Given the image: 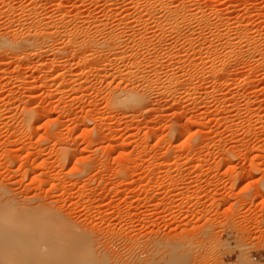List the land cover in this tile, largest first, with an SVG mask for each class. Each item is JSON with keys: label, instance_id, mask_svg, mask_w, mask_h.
<instances>
[{"label": "rangeland", "instance_id": "1", "mask_svg": "<svg viewBox=\"0 0 264 264\" xmlns=\"http://www.w3.org/2000/svg\"><path fill=\"white\" fill-rule=\"evenodd\" d=\"M162 1L0 0V34L49 36L0 51V197L33 240L0 264H264V0ZM39 202L93 241L51 248Z\"/></svg>", "mask_w": 264, "mask_h": 264}, {"label": "bare ground", "instance_id": "2", "mask_svg": "<svg viewBox=\"0 0 264 264\" xmlns=\"http://www.w3.org/2000/svg\"><path fill=\"white\" fill-rule=\"evenodd\" d=\"M149 2H147L148 4H149V6H152L151 8H153L154 7V5H156L157 6V4H159V6L164 10L163 12H167L168 14L170 13V15H171V13H172V15H173V13H176V11H177V7H175V9H173V8H171L170 7V4L167 2H163L162 0H148ZM169 1V0H168ZM136 2V1H135ZM171 2V1H170ZM142 4V3H141ZM10 5V4H9ZM147 6V5H146ZM149 6H147V7H149ZM145 8V7H144ZM177 8V9H176ZM150 9V8H149ZM156 9V8H155ZM155 9H154V13L156 12L155 11ZM195 9V8H194ZM182 10V9H181ZM152 11H153V9L151 10V12L148 10H146V12L148 13L149 12V14H152ZM162 11V10H161ZM184 11V10H183ZM182 11V12H183ZM145 12V13H146ZM178 12V11H177ZM36 13V12H35ZM143 13V12H142ZM166 13V14H167ZM195 14H196V12H194ZM194 13H192V14H194ZM194 14V15H195ZM199 13L197 12V15H198ZM201 14V13H200ZM203 14V13H202ZM36 15V14H35ZM163 15V14H162ZM169 15V16H170ZM194 15H192V16H194ZM196 15V16H197ZM151 16V15H150ZM155 16V15H154ZM168 15H166L165 17H167ZM199 16V15H198ZM201 16V15H200ZM202 16H204V15H202ZM201 16V17H202ZM209 16V15H208ZM207 16V17H208ZM157 18V17H156ZM155 18V19H156ZM203 18V17H202ZM44 19V18H43ZM47 19V18H46ZM158 19V18H157ZM171 19H174L173 17H171V18H168L167 19V21L168 20H171ZM207 19V18H206ZM154 21V20H153ZM183 21V20H182ZM39 22V21H38ZM48 22V21H47ZM189 22V21H188ZM94 23V22H93ZM169 23V22H168ZM46 24V23H45ZM163 24V23H162ZM173 24V23H172ZM11 25V24H10ZM50 25L51 24H47V27L49 26L50 27ZM91 25V24H90ZM95 25V24H94ZM170 25V24H169ZM175 25V24H174ZM186 25V24H185ZM96 26V25H95ZM99 26V25H98ZM49 27L47 28V29H49ZM51 27H53V25L51 26ZM64 27V26H63ZM90 27V26H89ZM176 27V26H175ZM208 27V26H207ZM217 27V26H216ZM85 28V27H84ZM96 28V27H95ZM174 28V27H173ZM193 28V27H192ZM198 28V27H197ZM97 29V28H96ZM99 29V28H98ZM204 30V29H203ZM36 31V30H35ZM46 31V30H45ZM45 31H43V32H45ZM42 32V33H43ZM221 32V31H220ZM8 33V32H7ZM41 33H39L38 35V38H36V40H33V38L31 39V38H25V37H21V38H16L15 36H10V34H0V51H4V50H9V52L11 51V53L13 54H22V53H25L30 47H32V45H34V46H36L37 45V47H38V44H41V42L40 41H42V40H38L39 38H44L45 39V37L46 36H48V33H44V34H41ZM29 35V34H28ZM36 35V34H35ZM74 35V34H73ZM213 35V34H212ZM186 36V35H185ZM205 36V35H204ZM203 36V37H204ZM210 36V35H209ZM219 36H221L220 35V33H219ZM29 37V36H28ZM33 37V36H32ZM35 37V36H34ZM49 37V36H48ZM47 38V37H46ZM211 38V37H210ZM224 38V37H223ZM114 39V38H113ZM204 39V38H203ZM217 39H218V37H217ZM89 40V39H88ZM87 40V41H88ZM92 40V39H91ZM109 40V39H108ZM38 41H39V43H38ZM45 41V40H44ZM107 41V40H106ZM77 42V41H76ZM98 42V41H97ZM113 42V41H112ZM115 42V41H114ZM230 43V42H229ZM233 43V42H232ZM231 43V44H232ZM82 46L84 45V46H87V45H97L98 43H96L95 42V40L93 39L92 41H88V42H86V40L83 42V43H80ZM99 44H100V42H99ZM98 44V45H99ZM102 45H99L100 47H107L106 49L108 50V48H109V42L107 41L106 43H101ZM114 44V43H113ZM116 44V43H115ZM112 45V44H111ZM33 46V47H34ZM114 47H115V45H114ZM82 48V47H81ZM97 48H98V46H97ZM38 49V48H37ZM79 49V48H78ZM96 49V48H95ZM101 49V48H100ZM99 49V50H100ZM30 51V50H29ZM7 53V52H6ZM90 53V52H89ZM26 54V53H25ZM85 56H88V55H85ZM204 56V55H203ZM120 57V56H119ZM196 57V56H195ZM205 57V56H204ZM217 57V56H216ZM90 58V57H89ZM88 58V59H89ZM124 58V57H123ZM15 59V58H14ZM94 59V58H93ZM172 59V58H171ZM85 60V59H84ZM83 60V61H84ZM124 60V59H123ZM191 60V59H190ZM207 60V59H206ZM205 60V61H206ZM210 60V59H209ZM18 61V60H17ZM80 61V60H79ZM85 61H87V59L85 60ZM84 61V62H85ZM126 61V60H125ZM155 61V60H154ZM91 62H92V60H91ZM67 63V62H66ZM81 63V62H80ZM102 63V62H101ZM136 63V62H135ZM69 64V63H68ZM83 64H87L86 62L85 63H83ZM82 64V65H83ZM89 65V64H88ZM122 65V64H121ZM71 66V65H70ZM96 66V65H95ZM218 66V65H217ZM207 67V66H206ZM214 67V66H213ZM213 67L211 68L212 70H213ZM105 68V67H104ZM133 68V67H132ZM215 68V67H214ZM215 70H216V68H215ZM207 71V70H206ZM211 71V70H210ZM214 71V70H213ZM222 71V70H221ZM89 72V71H88ZM170 73V72H169ZM64 74V73H63ZM86 74V73H85ZM67 75V74H66ZM64 76V75H63ZM106 77V76H105ZM186 84V83H185ZM146 85V84H145ZM175 85V84H174ZM206 88V87H205ZM191 90V89H190ZM192 92V91H191ZM146 94V93H145ZM146 97H145V95H143V93H141L140 91H133V90H130V91H123V92H120V93H118V94H115V96H114V98H113V100H114V104L113 105H120L119 107H121L122 105L123 106H125L126 107V105H135V106H143V103L145 102V99ZM117 107V106H116ZM6 109V108H5ZM40 204L38 205V207H36V208H46V216L45 217H42L43 219L45 218V222L46 221H48L46 224H42L41 223V221L39 220L38 221V223L40 224L41 223V225L43 226H41V225H38L37 224V226L35 227L36 228V231L37 232H39V237L41 236L43 239L44 238H47V240H48V244H50V247L52 248V247H54V248H57L60 252H61V250H63V251H65L64 250V248L65 249H67V248H70L71 249V251H70V253L71 252H74V251H77V252H79V251H81L83 248H85L87 245H89L90 243H91V241H93V237H92V235L90 234V233H88V232H85V231H82V232H76V235L75 236H73V237H69L68 235H67V233H65L64 232V235L62 234H57L56 235V233H59L58 231H56L55 230V232L56 233H54V231H52V229H53V227H51L52 226V224L50 223V225H49V222H52L53 221V219H59L60 218V215L59 214H57L54 210H52V209H50V206H49V204L48 203H43V202H39ZM27 217H22V216H20L19 214H17V212L14 210V209H12L11 208V206L10 205H8V204H5L4 202H3V200L1 199V197H0V249L2 248V246H1V242H5V239H4V237L6 236V235H8V237L6 236V239L7 240H9L8 238H9V236H10V238H14V242H11V244L13 243H18V242H20L21 241V243H19V245H18V248H17V246H11V244L10 243H8V244H10L9 246H11V247H13V248H11L10 247V249H12V251H15L16 252V250H20L19 248L21 247L22 249H24V248H28V246H26V244H28L29 242H32L33 240H31V236H29L30 235V229L31 228H29V230H28V234H27V231H26V227L29 225V223H28V220H29V218H27ZM41 217H38V219H40ZM61 219H62V216H61ZM62 220H64V219H62ZM47 226H49V227H47ZM71 227V226H70ZM50 228H51V230H50ZM77 229V228H76ZM48 230V233H46V234H44L45 233V231H47ZM74 230V228H72V231ZM40 231H42V232H40ZM49 231H51V232H49ZM71 231V232H72ZM70 232V231H69ZM70 232V233H71ZM74 232V231H73ZM5 233V234H4ZM73 234V233H72ZM65 235H67V237H65ZM21 236V237H20ZM69 237V238H68ZM12 238V239H13ZM21 238H22V240L23 241H25V243L24 242H22V240H21ZM4 239V240H3ZM20 239V240H19ZM39 239V238H38ZM39 241V240H38ZM38 242H36V244H37ZM20 244H22V246L20 245ZM33 245V247H35L34 249H36V248H38L39 246H37V245ZM7 245V244H6ZM24 245V246H23ZM20 246V247H19ZM32 247V248H33ZM29 248H30V246H29ZM8 249V248H7ZM6 249V250H7ZM13 249H15V250H13ZM61 249V250H60ZM6 250H3V251H6ZM57 250V251H58ZM3 251H1V252H3ZM59 251H58V253H59ZM19 251H17V253H18ZM57 253V252H56ZM63 253H61V255H62ZM1 255V254H0ZM65 256H67V255H65ZM104 256H106V255H104ZM49 258V257H48ZM47 258V259H48ZM66 259V258H65ZM107 259V258H106ZM101 261H103V262H106V260L104 261V259H102L101 257H99V258H96L95 259V262H96V264L98 263V264H101V263H99V262H101ZM108 261V260H107ZM95 264V263H94Z\"/></svg>", "mask_w": 264, "mask_h": 264}, {"label": "built area", "instance_id": "3", "mask_svg": "<svg viewBox=\"0 0 264 264\" xmlns=\"http://www.w3.org/2000/svg\"><path fill=\"white\" fill-rule=\"evenodd\" d=\"M257 259V257H255Z\"/></svg>", "mask_w": 264, "mask_h": 264}]
</instances>
